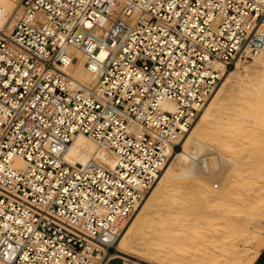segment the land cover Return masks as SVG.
I'll return each mask as SVG.
<instances>
[{"label": "built area", "instance_id": "built-area-1", "mask_svg": "<svg viewBox=\"0 0 264 264\" xmlns=\"http://www.w3.org/2000/svg\"><path fill=\"white\" fill-rule=\"evenodd\" d=\"M18 5L0 30V264H110L222 70L264 50V0ZM73 49L90 84L70 74ZM77 135L114 165L64 160Z\"/></svg>", "mask_w": 264, "mask_h": 264}, {"label": "bare ground", "instance_id": "bare-ground-1", "mask_svg": "<svg viewBox=\"0 0 264 264\" xmlns=\"http://www.w3.org/2000/svg\"><path fill=\"white\" fill-rule=\"evenodd\" d=\"M13 1L14 0H0V30L5 32L11 29L13 22H15L18 15V13H16V5ZM72 52L76 59L72 61L70 74L80 83L84 85L90 84L91 78L86 71L83 55L76 49H73ZM253 60L254 66L261 69V72L259 76V86H255L252 90L257 89L264 99V50L255 55ZM248 75V68L244 67L240 61H237L232 69L225 71L222 70V81L219 88L202 106L200 110L201 113L198 119L194 122L189 133V130L187 129L186 132L188 135L182 140L183 142L180 145V150H172L170 153L167 163L162 168L163 172L161 177L159 175L157 176V178L160 177V179L150 194L147 195L145 202L141 204L142 206H140L137 214L132 219L122 236H120L125 226L123 227L119 234L120 238L118 236L115 243V252L114 254H111V256L118 255L122 259L134 257L137 261L143 260V258H140L136 254L132 255L130 254V251H128L127 242L131 237L132 230L142 219L143 211L153 198L155 199L158 195L163 194L166 201L171 203L172 201L168 199L175 196L178 191L177 189H180V183L178 185L176 184V182H178L177 179L189 176L194 180L200 181L203 185L202 194L211 199L210 201H213V204L216 203L214 206L216 209L211 214V219L216 220L214 224L215 227L213 225V227L203 229L200 233L197 232L202 236L203 240L209 239L210 245L213 248V251L210 254L211 256L204 264H252L255 261L264 247V164H261V161H259V163L257 161L258 164L255 162L257 165L254 164V169H250L246 174L240 175L239 179H235L237 180L236 183L230 180L229 184L232 186L234 185L233 189L231 186V189L228 187L215 191L213 189V184L211 183V178L214 171L219 169L223 162L220 164V159L215 156L214 165H210V162L204 153H207L206 151H209V149L211 150V148L199 137V134L204 131L206 126H208L207 124H212L210 122L211 115H213L212 112L214 111L216 103L220 99L224 88L230 85L234 78L240 76L244 79L245 77H248ZM245 80L247 79L245 78ZM234 84L236 85V82ZM162 107L174 109V103L170 100H163ZM129 129H137L136 124L131 122L129 124ZM181 139L178 143H180ZM191 144L193 145L191 146ZM63 156L64 160L74 166L84 164L91 159H95V161L103 164L107 168H111L115 163V155L111 150L96 145V143L85 135L74 136L71 143L65 149ZM251 160L254 161V159ZM14 163L22 164L17 158L14 159ZM174 168H178L180 173L173 175L172 170ZM168 181H173V184H175L174 187L176 186L175 189L173 188V191L170 189L172 192H166L163 190V185L165 186V183ZM183 204L184 203L182 202V205ZM163 205L166 206V204ZM171 207L172 206L168 205L167 208H165L163 215L168 216V218L167 216H165V218L170 219L172 216H177L180 217V219H183L181 217L184 216H182L181 212L176 211L177 209L175 210L174 206ZM189 218H187V220ZM179 221L178 226L169 229L168 232L173 236L182 239L189 240L194 238L193 234L195 231L192 230V232H189L187 229L188 226H191H187V223L183 222L185 220ZM194 221L195 219L191 222V225ZM166 236V232H163V237H165V239ZM167 242L165 240V243Z\"/></svg>", "mask_w": 264, "mask_h": 264}, {"label": "rangeland", "instance_id": "rangeland-1", "mask_svg": "<svg viewBox=\"0 0 264 264\" xmlns=\"http://www.w3.org/2000/svg\"><path fill=\"white\" fill-rule=\"evenodd\" d=\"M13 2L16 5V13H18L19 0H14ZM241 64L248 68L249 75L245 77L247 80L238 76L240 79L237 77L234 78L230 85L224 88L212 112L213 115H211L210 120L212 124H207L208 126L204 128V131L199 134L200 139L211 148V150L209 149V151H206L207 153H204L210 165H214L215 156L220 159V164L223 162L221 167L214 171L211 178V183L215 191L228 187L231 189L232 185L229 184V181L232 180L236 183L237 180L235 179H239L240 175L246 174L250 169H254V164H256L257 161L258 163L261 161V164H264V99L257 89L252 90L255 86H259L261 69L254 66L253 58L247 62H241ZM232 68L233 67L230 69ZM221 81L220 79L209 99L219 88ZM235 82L236 85L234 84ZM194 122L188 128V133ZM188 133H185L180 143H178L176 150H180V145L183 142L182 140H184ZM192 145L193 144H191V146ZM251 159H254V161ZM162 170L159 173L160 177L163 172ZM179 173L180 171L178 168L172 170L173 175ZM160 177L157 178L151 186L144 199L139 204V207H137L128 220L120 236H122L129 226L140 206H142L141 204L145 202L147 195L150 194ZM177 181V185L180 183V189H177L178 191L175 196L172 197L173 199H168L172 202L166 201L163 194H160L161 197L158 195L159 197L153 198L143 211L142 219L131 232V237L127 242L128 251H130L132 255H138L140 258H143V260L137 261L134 257H128V259L116 258L112 260L110 264H124L123 262H125V264H204L209 259L213 248L210 245L209 239L203 240L202 236L197 232L200 233L203 229L213 227L215 224L216 220L211 219V214L216 209L214 207L216 203L213 204V201H210L211 199L202 194L203 185L200 181L194 180L189 176L186 178L181 177L177 179ZM174 185L173 181H168L165 183V186L163 185V190L172 192L173 188H176ZM233 188L234 185L232 186V189ZM182 202L184 203L183 205ZM163 204H166V206ZM167 204L172 207L174 206L175 210L177 209L176 211H180L182 216H189L190 218L187 217L189 218L187 220V218L184 217L180 219V217L174 216V218L172 216L170 219H166L165 216L167 215H163V212L165 208H167ZM194 219L195 221L191 225ZM179 220H185L183 222H186L187 226H191H188L187 229L189 232H192V230L195 231V233L193 232L194 234L192 233L194 238L189 240L182 239L168 232L169 229L178 226ZM163 232L167 234L166 239L163 237ZM165 240L168 242L165 243ZM262 249H264V247ZM252 264H264V255L260 256L259 253Z\"/></svg>", "mask_w": 264, "mask_h": 264}, {"label": "crops", "instance_id": "crops-1", "mask_svg": "<svg viewBox=\"0 0 264 264\" xmlns=\"http://www.w3.org/2000/svg\"><path fill=\"white\" fill-rule=\"evenodd\" d=\"M264 255V249H262V251L260 252V256Z\"/></svg>", "mask_w": 264, "mask_h": 264}]
</instances>
